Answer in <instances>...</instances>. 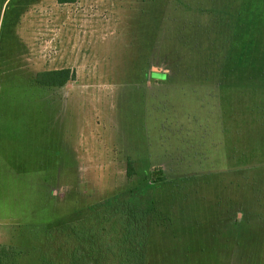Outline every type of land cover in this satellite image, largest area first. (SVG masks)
Returning <instances> with one entry per match:
<instances>
[{"label": "rangeland", "instance_id": "obj_1", "mask_svg": "<svg viewBox=\"0 0 264 264\" xmlns=\"http://www.w3.org/2000/svg\"><path fill=\"white\" fill-rule=\"evenodd\" d=\"M109 198L143 264H264V0H0V243Z\"/></svg>", "mask_w": 264, "mask_h": 264}, {"label": "trees", "instance_id": "obj_2", "mask_svg": "<svg viewBox=\"0 0 264 264\" xmlns=\"http://www.w3.org/2000/svg\"><path fill=\"white\" fill-rule=\"evenodd\" d=\"M74 0H58L60 3ZM68 67L39 71L34 81L45 86H62L73 79ZM131 172L133 168L131 166ZM112 199L90 206L86 215L59 229L31 230L32 245L41 254L42 264H143L142 254L131 252L134 234L140 230L131 218L136 214L116 208ZM111 206V207H110ZM112 208V209H111ZM112 211H111V210ZM128 246V249H124ZM21 251L0 243V264H20Z\"/></svg>", "mask_w": 264, "mask_h": 264}]
</instances>
